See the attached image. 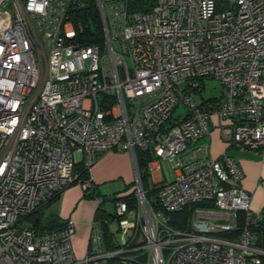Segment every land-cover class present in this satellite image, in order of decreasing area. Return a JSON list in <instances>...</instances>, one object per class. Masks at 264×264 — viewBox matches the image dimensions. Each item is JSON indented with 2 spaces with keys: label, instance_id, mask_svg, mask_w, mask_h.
<instances>
[{
  "label": "built area",
  "instance_id": "1",
  "mask_svg": "<svg viewBox=\"0 0 264 264\" xmlns=\"http://www.w3.org/2000/svg\"><path fill=\"white\" fill-rule=\"evenodd\" d=\"M131 1L95 0L104 40L86 44L70 18L77 0H0V264H261L250 228L262 215L250 211L234 160L209 159L205 138L216 126L229 146L264 153V0H154L148 11ZM206 79L222 98L196 103L191 92ZM180 105L187 113L174 118ZM137 150L153 156L150 174H166L151 182L152 201ZM108 152L133 162L136 208L113 204L130 235L109 251L93 221L77 259L72 225L39 234L25 218L75 181L77 162L89 172ZM199 203L214 209L196 210L187 230L170 225ZM238 212L240 237H218Z\"/></svg>",
  "mask_w": 264,
  "mask_h": 264
},
{
  "label": "crops",
  "instance_id": "2",
  "mask_svg": "<svg viewBox=\"0 0 264 264\" xmlns=\"http://www.w3.org/2000/svg\"><path fill=\"white\" fill-rule=\"evenodd\" d=\"M216 124L217 120L215 119L214 125ZM205 142L208 145L209 159H218L223 154H226L234 160L242 173V178L238 184L250 194V211L252 213H263L264 153L229 146L222 140L219 128L216 126L212 128L210 134L205 138ZM89 174L92 183L97 186L98 192L102 196L116 195L121 197L123 195L126 196L133 190L130 187H122L123 185L128 186L134 183L135 179L133 162L130 155L126 152H108L101 155L91 167ZM155 174L158 179L166 180L164 170L160 173L150 174L151 182L154 185H159L158 180L152 181ZM128 188L132 190L125 192ZM98 204L97 200L84 199L83 189L81 185L77 184L67 188L56 201L51 202L46 208L47 215L56 217L62 224L73 226L72 247L74 254L76 253L77 257H79L77 259H82L86 254L91 224ZM213 213L215 216L213 215L214 217L211 218L212 222L219 221L224 223L222 219L219 220L216 217V214H220L219 212L214 211ZM125 235L127 240L130 233H125ZM113 236L116 243L120 244L114 234Z\"/></svg>",
  "mask_w": 264,
  "mask_h": 264
},
{
  "label": "trees",
  "instance_id": "3",
  "mask_svg": "<svg viewBox=\"0 0 264 264\" xmlns=\"http://www.w3.org/2000/svg\"><path fill=\"white\" fill-rule=\"evenodd\" d=\"M79 3L78 7H75L70 12L71 21L74 24V27L78 29L81 26L84 30L81 34L78 33V36H81V42L86 44L92 43H102L104 40L102 26L99 18V12L95 4V0H77ZM154 0H134V2H130L131 10L138 11H148L152 8ZM94 29V30H92ZM213 99L207 100L212 101ZM116 103L115 98H110L109 107ZM205 103V102H204ZM202 104H200L201 106ZM137 167L140 175L141 185L145 192V197L148 201H152L155 198L154 191H149V186L151 185L150 174L148 172V165L153 160V156L149 152H141L135 151ZM73 174L76 176L75 181L69 186L73 185H81L82 183L89 181L90 175L88 170L85 168L82 162H77L74 165ZM134 184L132 183V186ZM157 185H153V188L156 189ZM68 187V188H69ZM133 189V187H130ZM130 189V190H132ZM66 190V189H65ZM64 190V191H65ZM129 188L125 190V192L130 191ZM63 191V192H64ZM62 192V193H63ZM61 193V194H62ZM57 195L52 201L47 204L39 206L31 215L25 218L28 226L35 233H47L51 231H55L61 229L66 224H62L56 217L49 216L46 213L47 206L56 201L60 195ZM113 197H117L116 195H112ZM83 198L87 200H96L98 198H102L103 201L97 207L93 221H97L101 224V229L103 233V238L105 244L107 246V250L113 251L116 250L118 244L116 243L113 234L110 232L109 225L113 221H117L116 216L114 215V202L122 201L126 204L128 209H135L137 202L134 196V189L127 194L121 197L115 198L111 201L113 206V212H108L104 209L105 204V196L99 194L97 186L93 183H90L89 188L83 190ZM198 209H210L213 210L214 206L212 204L199 203L196 205H192L190 207L185 208L183 211L179 213H175L171 215L170 225L178 230H187L189 229L190 219L192 214ZM262 218L256 224V226L250 228V232L252 234V242L253 246L257 249L264 251V212L261 213ZM245 228V214L242 212H238L236 215V227L233 231L225 232L219 234L218 237L227 239V240H236L240 237L241 233ZM107 264H123L118 258L110 259L107 261ZM261 264H264V257H261Z\"/></svg>",
  "mask_w": 264,
  "mask_h": 264
},
{
  "label": "rangeland",
  "instance_id": "4",
  "mask_svg": "<svg viewBox=\"0 0 264 264\" xmlns=\"http://www.w3.org/2000/svg\"><path fill=\"white\" fill-rule=\"evenodd\" d=\"M92 30H94V29H92ZM182 87L184 88V85H182ZM222 94H223V88H222L220 82L216 81L214 79L203 80L200 83V90L191 92V95L193 96V98H194L196 103H201L203 100L207 101V100H210V99L221 98ZM186 113H187L186 107H184L183 105H180L176 109V111L174 112L173 116H174V118H176L178 116H182L183 117V116L186 115ZM157 179H158V176L155 174L153 176V178H152V181L155 182ZM122 187H133V189H134L135 185L132 186V183H131L128 186L123 185ZM104 208H105V210H107L110 213L113 212L112 203L109 202V201H107L104 204ZM193 214H192V216H193ZM128 220L132 223V218H130ZM109 229L115 235V238H116L117 242H119L120 244H123L125 242L126 235H125L124 231H121L119 229L118 221L115 220V221L111 222L110 225H109ZM76 257H77V254H76ZM77 258H79V257H77ZM123 264H136V263L132 262V261L125 260L123 262ZM143 264H147V263H143Z\"/></svg>",
  "mask_w": 264,
  "mask_h": 264
},
{
  "label": "water",
  "instance_id": "5",
  "mask_svg": "<svg viewBox=\"0 0 264 264\" xmlns=\"http://www.w3.org/2000/svg\"><path fill=\"white\" fill-rule=\"evenodd\" d=\"M135 172L138 173V168L137 167L135 168Z\"/></svg>",
  "mask_w": 264,
  "mask_h": 264
}]
</instances>
